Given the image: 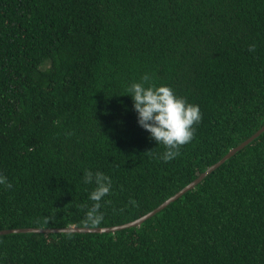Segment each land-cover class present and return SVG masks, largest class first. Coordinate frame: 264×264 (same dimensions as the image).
<instances>
[{"label":"trees","instance_id":"trees-1","mask_svg":"<svg viewBox=\"0 0 264 264\" xmlns=\"http://www.w3.org/2000/svg\"><path fill=\"white\" fill-rule=\"evenodd\" d=\"M145 73L202 113L168 162L126 95ZM263 126L264 0H0V231L136 221ZM0 264H264V133L139 227L1 235Z\"/></svg>","mask_w":264,"mask_h":264},{"label":"clouds","instance_id":"clouds-1","mask_svg":"<svg viewBox=\"0 0 264 264\" xmlns=\"http://www.w3.org/2000/svg\"><path fill=\"white\" fill-rule=\"evenodd\" d=\"M126 95L132 99L138 125L150 134L157 145L164 146L162 159L165 162L179 156L180 148L194 139L195 125L202 120L200 107L178 96L170 86L151 83L150 75L145 73L140 82L129 86ZM84 183L95 184V188L89 193V199L93 203L86 211L84 222L92 226L100 225L104 220L100 211L101 202L112 191V179L101 171L87 170ZM0 186L12 188V183L2 173Z\"/></svg>","mask_w":264,"mask_h":264},{"label":"water","instance_id":"water-1","mask_svg":"<svg viewBox=\"0 0 264 264\" xmlns=\"http://www.w3.org/2000/svg\"><path fill=\"white\" fill-rule=\"evenodd\" d=\"M264 133V126L262 129H260L257 133H255L252 137H250L248 140L243 142L240 146L230 151L220 162L215 164L214 166L210 167L204 174H202L198 179H196L194 182H192L190 185H188L186 188H184L182 191L177 193L175 196L167 200L165 203H163L161 206L150 212L149 214L143 216L142 218L130 222L128 224L120 225V226H114L110 228H78V227H68L64 229H16V230H5L0 231L1 235H7L12 233H115L118 231L135 228L141 226L145 221L148 219L154 217L156 214L167 208L170 204L177 201L181 197H183L187 192L193 190L196 188L197 185H199L207 176L212 174L214 171H216L218 168H220L223 164H225L230 158L235 156L238 152L242 151L246 146L251 144L255 139H257L261 134Z\"/></svg>","mask_w":264,"mask_h":264}]
</instances>
